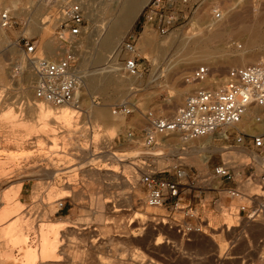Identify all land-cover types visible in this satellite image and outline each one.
<instances>
[{"label": "rangeland", "instance_id": "1", "mask_svg": "<svg viewBox=\"0 0 264 264\" xmlns=\"http://www.w3.org/2000/svg\"><path fill=\"white\" fill-rule=\"evenodd\" d=\"M148 1L144 2V6ZM90 2L99 15L92 19L86 14V32L80 40L81 46L79 45L80 65L86 85L81 88L79 97L82 105L80 113L73 119L76 124L71 129H67L62 121L50 122L47 125L50 128L48 132L29 134L28 123L36 119L34 113L28 112L26 102L35 100L34 93L30 89L28 96L24 94L18 81L22 75L14 72L15 65L25 58V39L35 41L38 53L47 50V43L52 45L51 50L55 52L54 34L59 24L61 6L54 5L49 10L44 7L40 10L42 16L36 15L38 19L46 16L45 26L48 27L45 34L40 31H27V18L22 13L18 15L19 10L12 12L16 20L14 26L0 29V62L3 64L2 70L0 69V200L11 186L22 180L18 197L24 209L19 216L24 213L23 216H28L26 221L32 220L28 227L33 226L27 230L30 244L37 239L35 226L45 220L67 219L71 225H79L78 228L71 226L69 231L65 229L62 232L63 236H68L62 240L65 245H62L64 249L61 248V255L58 253L57 258L60 261L47 264H128L134 261L139 262L138 264H264V213L260 212L255 222L247 219L251 211L246 213L239 209L241 205H250L248 199L231 198L225 192H221L220 198L215 199L213 197L217 194L211 191L206 195L203 193L200 200V197L188 193L180 201L179 207L186 206L190 201L198 215L194 218L184 216L182 210L171 209L170 202L159 206L148 205L147 190L140 182L144 162H152L154 169L161 171L172 164L178 157L176 154H181L182 148L186 147L182 150L183 153L191 154L188 158L185 154L181 156L189 167L199 172L201 180L211 177L216 165L231 161L237 175V187L246 195L262 193L259 186L254 187L249 182L251 174L255 177L264 172V161L261 157L246 148L248 153L229 150L226 146L228 142L217 134L195 138L191 143L182 141L176 134L159 136L158 144L151 147H146L139 138L140 131L145 126L143 113L153 111L160 116L172 115L198 87L184 81L188 73L204 64L203 61H190L192 55L208 52V66L211 68L209 80L216 87L223 84L228 69L247 65L264 57V0H204L186 26L164 37L155 28L144 23L141 11L133 28L125 30L121 36V43L131 34L136 36L140 74L133 77L125 72L123 61L127 56L119 51L117 60L122 67L120 75L126 80L121 84V89L116 85L88 83L91 73L98 66L93 61H84L80 53L88 50L89 55L98 46L100 33H95L101 28L100 24L106 21L99 11L102 0ZM10 3L11 0H0V8ZM215 5L224 12L227 11L230 17L235 14V18H230L231 32L241 30L249 33L259 30L260 44L251 51L254 60L244 64L234 62V57L222 48V38L206 33L211 23V7ZM142 34L156 44L144 48L142 40H139ZM169 37H173L174 41L168 42L166 39ZM217 39L219 40L216 41ZM129 80L135 81L130 84ZM119 103L132 105L134 111L125 116L113 115L111 107ZM97 109L103 111L110 120L95 121L93 112ZM9 111L19 122L25 121L24 124L9 122L4 116ZM244 120L242 127L248 121L246 117ZM260 122L262 120L257 121V131L244 129L248 134V142L251 141V135L264 132V125L260 127ZM42 125H37V128ZM128 131H134L136 137L129 139ZM15 136L18 141L14 140ZM208 140L215 143L221 151L211 153L206 167L204 162L207 148L200 150L201 147H193H205L202 142ZM169 145L174 147L167 150ZM190 145L192 147L188 148ZM101 150L116 152L122 158V161L116 160L112 163L114 168L117 167V178H102L108 173L103 167L104 163L109 164L112 161L94 159L93 157L102 154ZM197 156L200 158H195ZM44 166L55 172L54 177L48 174L46 176L45 173L38 175L40 170H44ZM97 167L102 169H96ZM130 172L135 173L136 178L131 177L132 185L128 186L123 179H129L132 175ZM158 175L162 176V173ZM69 180L74 191L71 196L61 198L60 193L53 196L48 193L52 190L62 191ZM209 183L214 187L219 184L235 186L234 181L220 182L212 177ZM60 198L65 203L63 209L58 204ZM99 203H103L105 207L98 208ZM119 204H123V208L114 211V207ZM139 214L145 216L144 222L138 217ZM181 223H186L193 230L182 236L174 228ZM197 226L202 228L201 233L194 231ZM33 227L36 229H32ZM7 245L6 238L0 236V264L28 263L21 249L12 250L8 255Z\"/></svg>", "mask_w": 264, "mask_h": 264}, {"label": "built area", "instance_id": "2", "mask_svg": "<svg viewBox=\"0 0 264 264\" xmlns=\"http://www.w3.org/2000/svg\"><path fill=\"white\" fill-rule=\"evenodd\" d=\"M203 1L149 0L142 10L143 21L164 37L186 26ZM222 16L219 6L212 8V17L215 20L221 19ZM58 22L54 34L56 48L53 54L48 55L45 51L38 53L37 45L33 40L25 39L24 42L27 65L31 66L34 72L32 81L34 99L57 107L62 105L79 107L81 100L78 93L83 80L79 45L86 32V13L81 1L66 0L60 9ZM15 24L14 16L7 10L2 11L0 25L10 28ZM136 43V36L131 34L119 46L120 52L127 56L123 61L124 70L131 75L140 73ZM210 74L211 68L203 64L185 76V83L196 84L198 87L186 97L184 103L172 115L160 116L153 111L143 113L145 126L141 129L139 138L146 147H151L157 144L159 136L176 134L185 140H193L201 136L217 134L228 142L226 145L228 148L242 145L254 151L264 161V132L251 135V141L248 142L246 140L248 134L236 126L252 107L264 108V57L256 62L228 69L224 83L218 87H206L201 84ZM111 109L113 115L123 116L134 111L132 105L126 103L115 104ZM256 119L261 120L259 116ZM127 137L134 139L136 135L134 131H128ZM183 159L178 156L172 164L161 171L155 170L152 162L143 163L144 172L140 176V182L147 190L148 205L159 206L170 202L171 209L182 210L184 216L197 218L198 215L195 214L191 202L179 207L180 201L188 193H193V196L200 197L201 200L203 193L206 195L207 192L214 191L217 194L213 197L215 199L220 198L221 192H225L231 198L248 199L250 205H241L239 211L246 213L251 211L247 216L249 220L254 221L259 217L260 212L264 213V172L255 177L251 174L249 181L254 187L259 186L262 193L253 192L251 195H246L237 187V175L231 161L216 165L211 177L219 179L220 182L234 181L235 186L219 184L214 187L209 183L211 177L201 180L199 172L189 167ZM159 173H162V176L158 175ZM58 204L60 209L65 206L61 201ZM172 226L174 227L173 224ZM176 227L174 228L182 236L186 235L187 231L193 230L186 223ZM194 231L203 230L197 226Z\"/></svg>", "mask_w": 264, "mask_h": 264}, {"label": "bare ground", "instance_id": "3", "mask_svg": "<svg viewBox=\"0 0 264 264\" xmlns=\"http://www.w3.org/2000/svg\"><path fill=\"white\" fill-rule=\"evenodd\" d=\"M79 1H81V3L83 4V8L85 10V13L88 14V16H90L92 19H95L96 15L98 13H97L96 9L94 10V7L92 6V3L90 2V0H79ZM145 1L146 0H112V2H108V1L102 0V2H101L102 6H100L99 11H100V15L106 21H104V22L102 21L103 23L100 24L101 28L99 30H97L99 27L98 28L96 27L97 33H95V34L99 35V33H100L98 46L94 47L92 52L89 53V55H88V50L84 53L83 52L80 53L82 55L84 61H87V60L93 61L94 64L98 66L91 73L92 76L88 81V83L90 85L98 84V83H100L101 85H104V86H106V85H114L115 86L116 85L119 89H121L120 88L121 84L126 81L120 75V70L122 69V67H121V64L117 60V56H118L119 51H120L119 46H120V43L122 40L121 36L125 30H131L133 28L136 19L138 18V16L140 15V13L142 11V8L144 7ZM64 3H66V0H11L10 5H4L3 7L0 8V10H1L0 14L4 10L9 11L10 14H12V12L13 13L16 11L18 12V10H19L18 15H20L22 13L27 18V31H29V32L40 31V33L43 32L45 34L47 31L46 28L48 27V26L47 27L45 26V23L47 20H45L44 18L46 16H44V18H42V17H40L39 19L36 18L38 15H40V13H41L40 10L44 7L47 10H49L54 5H60L61 9H62V6ZM202 3H204V1ZM217 6L218 5L211 7V23H209L210 28L206 29L207 30L206 33L210 34L212 36L222 38V48L225 50V52H228L229 54H231L230 55L231 57H234V62H239L241 64H244L245 62L254 60V57L251 56V51L254 47H256L260 44L259 30H253V31H258V32H249V33H246L245 31H241V30L231 32L232 23L230 22V18L231 19L235 18V16H234L235 14L233 15V17L232 16L230 17V15L227 13V11L224 12L220 8L223 16L221 19L215 20L212 17V8L217 7ZM231 10H232V8H231ZM40 16H42V15H40ZM252 18H254V17L252 16ZM233 25H234V23H233ZM0 27H1L0 29L5 28V27H2L1 25H0ZM5 29H7V28H5ZM4 39H6V37ZM90 40H91V38H90ZM139 40H142V44L144 45L143 46L144 48L147 46H154L156 44V43L154 44L153 42H151L150 38H148L145 34H142L140 36ZM166 40H168V42L174 41L173 37H169ZM218 40L219 39H217L216 41H218ZM3 41H5V40H3ZM49 44L50 43L46 44L47 50H45V52L48 55H51L53 53V51L51 50L52 45L50 46ZM144 48H142V52L144 51ZM203 49H204V47H203ZM191 52L192 51L190 50V53ZM189 59H190V61H203L204 64L208 65L209 54H208V52L207 53L201 52L199 54L192 55ZM21 61L22 62L15 65L16 68L14 69V72L16 74L20 73L22 75V76L20 75L21 77L18 78V81L20 82V84L22 86V91L24 92L25 95H27V94L31 93L30 89L33 90L32 79L34 77V72H33V69L31 68V66L27 65V57L26 56ZM82 64H84V63H82ZM2 66H3V64H2V62H0V69ZM81 71L83 74V68H81ZM139 74L140 73H138L137 75H139ZM128 75H131V74H128ZM131 76L135 77L136 75H131ZM4 78H5V76H4ZM129 78H131V77H129ZM134 81L135 80L130 81V84H133ZM201 84H203V86H206V87L212 86V83L210 82L209 77L205 82H203ZM85 85H86V82L83 79L82 84H81V88H82V86H85ZM101 85L99 87H101ZM81 88H80L79 93H78L79 96H80ZM119 92H120V90H119ZM81 105H82V102L79 105V107H75L72 105H62V106L57 107V106H53L49 103H46V102H43L40 100H31V101L27 100L26 108H27L28 112L34 113L35 119H36L35 121L33 120L31 123H28L29 129H30L29 134H34V133L39 132V131L45 132V133L48 132L50 128L47 125L50 124V122H53V123L60 122L61 123V121H62L65 124L66 128L69 129L70 127H72V125L74 126L76 124V122H75L76 120L74 121L73 119L77 113H80ZM261 108L262 107H258V106L252 107L250 109V112H248L243 117L241 122L236 126L243 131H245L244 129H246L247 131H250V132L257 131L258 130L257 126L259 125L257 123V119H256L257 116H259L262 120V122H260V127L264 125V111L262 110L264 108H262V109ZM93 113H94L95 121L100 120L103 122H108L110 120V118L108 116H106V114L101 110L97 109ZM4 116H6L8 118V121L13 123V124H17V122H19L18 119L14 118L15 116L11 111L5 113ZM78 117H79V115H78ZM245 117H246V119H248V121H246L244 124V127H242L241 123ZM24 122H19V123L24 124ZM39 124H43V125L37 128V125H39ZM53 134H54V132H53ZM33 136H35V135H33ZM21 138H22V136H21ZM21 138H20V140H21ZM15 139H16V136L14 137V140ZM180 139L184 142L190 141V143L193 141V140H185L183 137H180ZM202 143H203V145H205V147L197 146V147H193V148L199 149L201 147L200 150L202 148H207L206 149L207 154L205 155V162H204V164L206 165V164H208V161L211 157V153L219 152V151H221V149H219L216 146V144L210 140L202 142ZM204 143H206V144H204ZM157 144H155V145H157ZM171 147H174V146L169 145L167 150H170ZM187 147L190 148L192 146L190 145ZM184 148H186V147H184ZM184 148H182V150ZM230 149H236L238 151L240 150L241 152L248 153L245 150V147H243L242 145L238 146L237 148H234V147L229 148V150ZM182 150L180 151V153L185 154L186 157L188 158V156L191 153H183ZM175 151H176V149H175ZM100 152L102 154H98V156L93 157V158L94 159L95 158L96 159L102 158L103 161H105V160H111L112 161L109 164L104 163L103 167H104V169H106L108 171V173L106 174V176H103L102 178L103 179H104V177L105 178L107 177V179L108 178L109 179L117 178L118 174H116L117 170L115 169L117 167L114 168V165L112 163H114V161H116V160H121L122 158H120V155L116 152H110L108 150H101ZM181 154H176V155L181 156ZM8 157H11V155H8ZM195 158H200V157L197 156ZM91 161H92V159H91ZM206 167H207V165H206ZM96 169H102V168L97 167ZM40 171L41 172L38 175H41V176L43 173H45V175L46 174L50 175V177H54V175H55V172L50 170L49 167H45L44 170H40ZM131 174L132 175H130L129 179L128 178L123 179V181L125 182L124 184H126V185L131 184L130 180H133L132 178L135 177V173L134 174L131 173ZM21 181L22 180L17 181L14 186H11L9 188V190L6 191L2 195L3 197L0 200V208H2L0 210V236H4L6 238V241L8 244L7 246H9V247H6V248H9L6 251V253L8 252L7 254L9 255L12 250H15V249L20 250L21 249L23 251V253L26 255V258L28 259L27 264H29V263L30 264H37V263L47 264L49 262L50 263L51 262H58V261H60V259L57 258L58 253H59V255H61L60 250L62 248V245L64 244L63 238L68 236V235L63 236L62 232H64L65 229L69 231L70 230L69 227L74 226V225H71V222H69L67 219H61V220H57V221L45 220L44 222H41L35 226L37 228V232H36L37 233L36 234L37 239H36V241L33 240L35 242H32V244H30L29 242L31 241V239L28 240L27 230L29 227L31 228L33 226L31 224L32 226L28 227V225H30L32 220H31V222L26 221L28 216L27 217H26V215L23 216L24 213L21 214V216H19L20 212L24 209V208H22L23 203L19 200V197H18L19 191L22 188V182ZM66 183L68 185H66L64 189L61 188L62 191L59 190V192H58V191L52 190L51 192L49 191L48 193L49 194L51 193L52 196L54 194L60 193L59 197H61V198L71 196L72 191H73L72 190L73 187L71 186L72 182H70V180H69V181H66ZM69 188H71V191L69 190ZM35 196H36V194H35ZM61 198H60V201H61ZM97 206H98V208L103 207V206L105 207V205H103V203H99ZM122 206H123V204H119V206L114 207L113 210L114 211H120L123 208ZM106 208L111 209L110 207H107V206H106ZM29 216H30V213H29ZM138 217L140 218L141 221L144 222L145 216H143V214H139ZM78 226H74V227L78 228ZM36 228L33 227L32 229H36ZM62 249H64V248H62ZM21 260H24V259H21ZM138 263L139 262H137V261L136 262L134 261L132 263L128 262V264H138Z\"/></svg>", "mask_w": 264, "mask_h": 264}, {"label": "crops", "instance_id": "4", "mask_svg": "<svg viewBox=\"0 0 264 264\" xmlns=\"http://www.w3.org/2000/svg\"><path fill=\"white\" fill-rule=\"evenodd\" d=\"M24 186H25V185L23 184V187H24ZM61 202H62V203H64V201H63V200H62Z\"/></svg>", "mask_w": 264, "mask_h": 264}]
</instances>
